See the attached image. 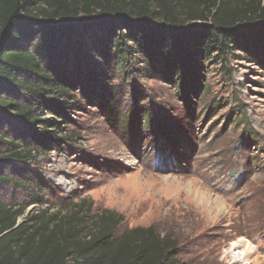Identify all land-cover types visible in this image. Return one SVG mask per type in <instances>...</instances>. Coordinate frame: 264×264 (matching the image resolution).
I'll list each match as a JSON object with an SVG mask.
<instances>
[{
    "label": "rangeland",
    "instance_id": "374dc122",
    "mask_svg": "<svg viewBox=\"0 0 264 264\" xmlns=\"http://www.w3.org/2000/svg\"><path fill=\"white\" fill-rule=\"evenodd\" d=\"M198 61L183 94L159 74L134 76L146 70L133 61L77 96L61 148L24 163L3 146L4 175L47 188L0 180V199L42 201L19 221L81 202L92 216L112 211L117 234L150 228L173 242L178 264H264V66L237 51Z\"/></svg>",
    "mask_w": 264,
    "mask_h": 264
},
{
    "label": "trees",
    "instance_id": "16d2710c",
    "mask_svg": "<svg viewBox=\"0 0 264 264\" xmlns=\"http://www.w3.org/2000/svg\"><path fill=\"white\" fill-rule=\"evenodd\" d=\"M235 51L264 66V0H0V156L6 146L27 163L61 148L77 96L133 61L146 70L134 76L159 74L183 94L198 60ZM4 160L0 180L35 191L32 178L4 175ZM37 202L0 199V264H178L169 238L150 228L117 234L119 216H92L83 202L65 216L43 210L19 221Z\"/></svg>",
    "mask_w": 264,
    "mask_h": 264
},
{
    "label": "bare ground",
    "instance_id": "6f19581e",
    "mask_svg": "<svg viewBox=\"0 0 264 264\" xmlns=\"http://www.w3.org/2000/svg\"><path fill=\"white\" fill-rule=\"evenodd\" d=\"M251 253V249L250 246L247 245L246 248L244 249L243 253H242V257L240 258H246L249 254ZM246 264H248V262H246Z\"/></svg>",
    "mask_w": 264,
    "mask_h": 264
}]
</instances>
